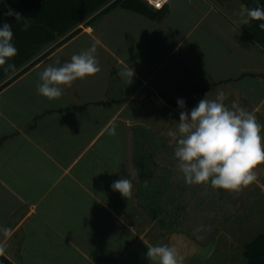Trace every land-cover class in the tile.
Listing matches in <instances>:
<instances>
[{
    "label": "crops",
    "instance_id": "obj_1",
    "mask_svg": "<svg viewBox=\"0 0 264 264\" xmlns=\"http://www.w3.org/2000/svg\"><path fill=\"white\" fill-rule=\"evenodd\" d=\"M222 1L169 0L156 19L113 8L93 23L79 24L71 38L0 91V251L11 261L29 264L26 250H34L40 237L43 248L54 251L49 258L44 252L43 264H158L147 258V246L157 245L175 248L181 264H208L215 253V264H247V241L239 228L236 235L226 231V237L219 236L228 248L215 243L212 253H202L203 261L193 257L207 243L175 229L187 220L181 217L183 206L171 214L174 204L144 222V194L150 192L154 202L153 191L162 189L158 167L145 161L150 153L144 152V143L133 144L144 129L160 125L158 112H164L161 126L173 128L181 111L178 100L190 112L206 95L215 99L220 93L229 108L235 103L253 113L264 137V45L242 28L240 12L248 6L241 1L229 12ZM93 44L99 73L65 87L58 99L37 94L40 72L62 66ZM128 65L135 72L131 84L119 75ZM113 127L121 128L123 139ZM122 140L129 145L121 165L118 153L110 150ZM255 171L262 183L248 186L242 205L219 189L222 195L213 208L218 199H228L236 212L248 202L264 205V164ZM122 177L134 178L129 198L112 191ZM183 185H188L185 180ZM174 188L172 181L165 190L177 192ZM165 216L168 224L161 225Z\"/></svg>",
    "mask_w": 264,
    "mask_h": 264
},
{
    "label": "clouds",
    "instance_id": "obj_2",
    "mask_svg": "<svg viewBox=\"0 0 264 264\" xmlns=\"http://www.w3.org/2000/svg\"><path fill=\"white\" fill-rule=\"evenodd\" d=\"M7 15L15 16L17 23L23 20L24 30L30 27L28 20L19 13L9 9ZM240 15L244 24L264 21V7L259 4L252 8L242 6ZM259 28L264 31V23H260ZM13 40L12 26L4 23L0 28V67L7 64L5 71L15 70V65L8 63L18 54ZM96 52V45L93 44L89 49L73 54L71 60L62 66L46 67L39 73L37 94L55 100L62 96L65 87H71L75 81L95 76L101 71ZM119 75L131 84L135 72L128 65ZM223 101V93L215 99H208L206 95L189 112L185 101L178 100L181 109L179 122H176L174 129L167 131V135L175 144L176 166L187 184L210 183L214 189L238 192L255 181L254 169L264 164V137L253 113L235 103L229 108ZM132 179L122 177L114 181L111 187L129 198L133 188ZM147 248L150 261L181 264L182 258L173 247L157 245Z\"/></svg>",
    "mask_w": 264,
    "mask_h": 264
},
{
    "label": "rangeland",
    "instance_id": "obj_3",
    "mask_svg": "<svg viewBox=\"0 0 264 264\" xmlns=\"http://www.w3.org/2000/svg\"><path fill=\"white\" fill-rule=\"evenodd\" d=\"M222 2L224 3V6L229 10V12L231 11L233 12L236 9V5L238 4V2L240 3L241 1L231 0V2H228L227 4L225 3L226 2L225 0H223ZM248 8H252V7L249 6ZM149 107L150 108L155 107V103L153 102L149 104ZM158 114H159V119H160L159 120L160 125H158L159 130L156 129L158 126H156V128L153 130L151 128L144 129L143 135L145 137L139 134L138 136H136L137 139L134 140V143H133V144H136L137 146L141 142H142L141 145L144 143V152L150 153L148 156V159H146L145 161L147 163H154L158 167L159 179H160L159 187L162 189L161 191L158 192V194L155 191H153V194L156 197L154 202H152L151 200L153 198L150 199L151 197L150 192L144 194L145 206H147V208H145L144 222L154 220L156 214L166 211L168 210V208L169 209L173 208L172 206L174 204H176V208H173L171 210V214L177 213L180 210V207L182 206L184 207L187 204V207L186 208L184 207L185 209H183L182 207V211L184 212L182 213V216H181L183 219L187 218V220L185 223L183 222V224L182 222L179 221L177 223L178 224L177 227H181L184 230H188V233L190 235H193L196 238H199V242H201V244L207 243V244H204V246H202L204 248L203 250H201L202 252H198V255L196 254V256L193 257V259L197 257V259L199 260L203 259V261H207L206 257H203V256L206 253H212L211 251L213 250L212 248H216L215 243H219V240H218L219 236L226 237V235L231 234L232 232H235V235H236L239 233L238 232L239 231L238 228H239L240 233L242 232L244 234L243 236V238H245L244 240L249 241L253 239L254 236L258 232L263 231L264 230V205L261 204L260 202L261 200L255 201V202H248L247 203L248 206H246L243 210L239 212H236V210H232V208L229 207L231 202L228 199L227 200L218 199V202H221V203L218 204L217 208H213L215 204V198L218 197V195L219 197L222 195L219 189L212 188L210 183L203 184L201 186L195 184L196 187L193 186L196 188L195 190L194 189L192 190L189 184L187 186L183 185L184 177L182 173L179 171V169L177 168L176 166L177 162L174 157L175 144L172 142L171 138L167 135V131L169 129H174L175 126H173V128L172 127L167 128L166 125L161 126V124L164 123L163 121L164 119H161V117L164 115V112L162 113L161 111V113L158 112ZM169 118L172 119L171 116H169ZM156 121H154L153 123L154 125L156 124ZM176 122L178 123L179 120H177ZM114 129L115 127H113V130ZM120 130L121 128H116L115 132H116V135L120 136V139H123L122 135L118 134V133H121ZM119 136H117L116 139H118ZM143 138L145 139V141L140 140ZM128 145L129 144H126L124 141L122 143H115L113 145V149L110 150L111 155H113V153H116V154L118 153L116 158H118L117 161L121 165L123 163V159H126V156H127L126 155L127 153L124 151V148L127 147ZM155 150L157 151L156 153L157 158L151 157L152 154L156 152ZM101 166H102L101 164L98 165V167H101ZM168 172H170L171 174H168ZM254 172L256 176V179L254 182L256 183V185L257 183H262L261 181L263 177L260 174H257V171H255V169H254ZM180 180L181 181L183 180V183ZM172 181H173V184L175 185L174 189H176L177 192L165 190L166 184L169 182L171 183ZM200 188H202V190ZM247 190H248V187L238 192H230L226 190L224 191H225V195H229V197L232 195L237 196L238 198L236 200H240L241 202L240 204L242 205V202L245 199ZM251 191L252 192L250 194L255 193V190L251 189ZM179 195L182 197L181 202H178L177 200ZM106 197L112 200L113 196L106 195ZM200 197L202 199V203H199ZM181 203H183L184 205H181ZM200 204L203 207H198L200 206ZM150 211H153V213L151 214ZM201 211H203L204 215L202 214ZM152 216H154V218ZM164 219H166L165 221L169 220L166 216ZM222 221L225 222L226 224L223 225L221 223ZM226 231L227 233L225 235ZM44 242L45 240H42L39 237V240L37 242L35 249L32 250V247L30 246V249L26 250V252H28L26 263L43 264V262L46 260L47 257L48 258L49 256L54 257V251L52 252L51 249L43 248L45 244ZM220 242L222 241L220 240ZM191 246H194V245L192 244ZM223 247L225 246H221V244L217 245V248L219 249ZM225 248H228V247H225ZM44 252L46 253V255H48L45 258L42 257ZM202 253H203V256H202ZM218 256L219 254L215 253L211 257H209L208 264H215V262L217 263L219 259L216 261V257ZM34 260H36L37 262H35ZM219 264H225V263L221 262Z\"/></svg>",
    "mask_w": 264,
    "mask_h": 264
},
{
    "label": "trees",
    "instance_id": "obj_4",
    "mask_svg": "<svg viewBox=\"0 0 264 264\" xmlns=\"http://www.w3.org/2000/svg\"><path fill=\"white\" fill-rule=\"evenodd\" d=\"M240 1L248 7H256L257 4L264 7V0ZM116 7H123L156 19L162 15L165 6L156 9L147 0H0V28L4 23L12 26L13 43L18 50L17 56L8 61L9 64L15 65L14 71H5L7 64L0 67V91L34 64L50 55L55 46L71 38L78 31L75 28L79 24L85 20L93 23ZM9 9L28 20L30 27L24 30V21L17 23L15 16H8ZM260 23L264 21H250L243 24L242 28L252 39L264 45V31L259 28ZM61 37L63 38L60 39ZM81 107L72 108L78 110ZM164 218L161 219V225L168 224ZM174 220L178 222L177 218ZM170 225L174 224L170 222ZM175 229L178 230L177 226ZM243 256L247 264H264V230L243 245ZM0 264L15 263L0 251Z\"/></svg>",
    "mask_w": 264,
    "mask_h": 264
},
{
    "label": "built area",
    "instance_id": "obj_5",
    "mask_svg": "<svg viewBox=\"0 0 264 264\" xmlns=\"http://www.w3.org/2000/svg\"><path fill=\"white\" fill-rule=\"evenodd\" d=\"M156 9H162L169 0H147Z\"/></svg>",
    "mask_w": 264,
    "mask_h": 264
},
{
    "label": "bare ground",
    "instance_id": "obj_6",
    "mask_svg": "<svg viewBox=\"0 0 264 264\" xmlns=\"http://www.w3.org/2000/svg\"><path fill=\"white\" fill-rule=\"evenodd\" d=\"M154 8V7H153Z\"/></svg>",
    "mask_w": 264,
    "mask_h": 264
}]
</instances>
